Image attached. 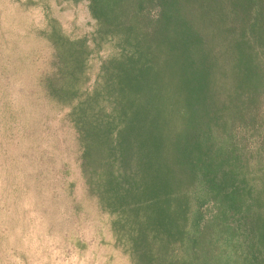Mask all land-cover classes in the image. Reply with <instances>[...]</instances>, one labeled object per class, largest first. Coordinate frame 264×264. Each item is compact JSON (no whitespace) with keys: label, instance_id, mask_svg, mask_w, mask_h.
Wrapping results in <instances>:
<instances>
[{"label":"trees","instance_id":"obj_1","mask_svg":"<svg viewBox=\"0 0 264 264\" xmlns=\"http://www.w3.org/2000/svg\"><path fill=\"white\" fill-rule=\"evenodd\" d=\"M84 1L94 28L78 38L46 7L42 85L69 109L113 249L264 264V0L57 3Z\"/></svg>","mask_w":264,"mask_h":264},{"label":"rangeland","instance_id":"obj_2","mask_svg":"<svg viewBox=\"0 0 264 264\" xmlns=\"http://www.w3.org/2000/svg\"><path fill=\"white\" fill-rule=\"evenodd\" d=\"M33 1L0 0V264H128L86 186L69 109L42 85L56 71L46 7L71 38L94 21L86 1Z\"/></svg>","mask_w":264,"mask_h":264}]
</instances>
